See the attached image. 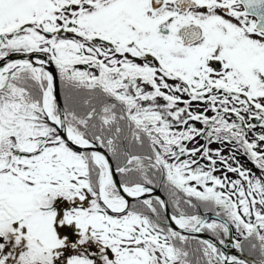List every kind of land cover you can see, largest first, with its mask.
<instances>
[{
    "label": "snow or ice",
    "instance_id": "obj_1",
    "mask_svg": "<svg viewBox=\"0 0 264 264\" xmlns=\"http://www.w3.org/2000/svg\"><path fill=\"white\" fill-rule=\"evenodd\" d=\"M0 264H264V0H0Z\"/></svg>",
    "mask_w": 264,
    "mask_h": 264
},
{
    "label": "flooded vegetation",
    "instance_id": "obj_2",
    "mask_svg": "<svg viewBox=\"0 0 264 264\" xmlns=\"http://www.w3.org/2000/svg\"><path fill=\"white\" fill-rule=\"evenodd\" d=\"M214 147H215V145H214ZM241 160H242V162H244V158L243 157H241ZM245 166L246 167H253V165L251 163H249V162H245Z\"/></svg>",
    "mask_w": 264,
    "mask_h": 264
}]
</instances>
